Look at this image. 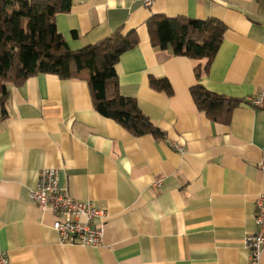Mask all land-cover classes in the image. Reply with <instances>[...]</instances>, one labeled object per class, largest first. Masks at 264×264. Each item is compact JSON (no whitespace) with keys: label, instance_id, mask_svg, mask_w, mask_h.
<instances>
[{"label":"crops","instance_id":"crops-1","mask_svg":"<svg viewBox=\"0 0 264 264\" xmlns=\"http://www.w3.org/2000/svg\"><path fill=\"white\" fill-rule=\"evenodd\" d=\"M157 14L226 25L200 82L242 100L228 122L208 118L191 95L198 61L152 44L148 20ZM55 22L73 50L117 29L137 33L138 45L116 64L119 90L165 135L134 136L99 113L86 75L39 73L6 83L0 254L9 264H253L246 238L258 229L256 202L264 194V105L248 100L264 93V0H154L151 7L140 0H72ZM151 77L167 78L173 95L154 89ZM44 168L58 171L72 197L106 212L103 245L60 241L55 214L30 198Z\"/></svg>","mask_w":264,"mask_h":264},{"label":"trees","instance_id":"trees-1","mask_svg":"<svg viewBox=\"0 0 264 264\" xmlns=\"http://www.w3.org/2000/svg\"><path fill=\"white\" fill-rule=\"evenodd\" d=\"M72 0H0V93L6 83L17 85L39 73L61 78L86 75L95 109L114 119L134 136L165 135L141 110L134 97L119 90L116 64L121 55L139 43L135 31L115 30L94 44L73 50L55 22L58 13L70 11ZM151 42L160 49L195 61L196 84L191 95L200 111L213 121L228 122L241 99L227 97L206 88L200 79L210 71L227 29L218 18L198 19L185 15L157 14L148 20ZM76 36V33H74ZM150 85L167 95L173 87L167 78H150ZM3 112L6 113L2 100Z\"/></svg>","mask_w":264,"mask_h":264},{"label":"built area","instance_id":"built-area-1","mask_svg":"<svg viewBox=\"0 0 264 264\" xmlns=\"http://www.w3.org/2000/svg\"><path fill=\"white\" fill-rule=\"evenodd\" d=\"M146 7H151L154 0H140ZM248 103L254 106L264 105V93L251 97ZM183 151V146L174 145ZM260 165L264 167V160ZM162 181L153 183L158 191ZM30 198L44 211H51L56 218L52 224L62 243L101 246L105 236L106 212L91 201L77 200L66 188L59 184L58 171L44 168L40 172L37 188L31 190ZM258 212L256 222L258 229L247 236L246 245L250 251L253 264H259L264 251V194L257 199ZM0 264H9V259L0 254Z\"/></svg>","mask_w":264,"mask_h":264}]
</instances>
